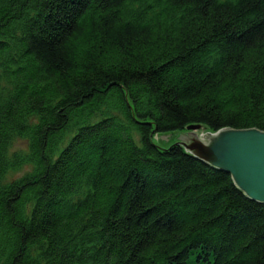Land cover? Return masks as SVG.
Here are the masks:
<instances>
[{
	"label": "trees",
	"instance_id": "trees-1",
	"mask_svg": "<svg viewBox=\"0 0 264 264\" xmlns=\"http://www.w3.org/2000/svg\"><path fill=\"white\" fill-rule=\"evenodd\" d=\"M191 124L264 131V0H0V264H264Z\"/></svg>",
	"mask_w": 264,
	"mask_h": 264
},
{
	"label": "water",
	"instance_id": "water-1",
	"mask_svg": "<svg viewBox=\"0 0 264 264\" xmlns=\"http://www.w3.org/2000/svg\"><path fill=\"white\" fill-rule=\"evenodd\" d=\"M153 140L162 148L183 145L194 156L230 173L249 198L264 203V131L223 128L213 132L191 124L183 131L157 133Z\"/></svg>",
	"mask_w": 264,
	"mask_h": 264
},
{
	"label": "rangeland",
	"instance_id": "rangeland-1",
	"mask_svg": "<svg viewBox=\"0 0 264 264\" xmlns=\"http://www.w3.org/2000/svg\"><path fill=\"white\" fill-rule=\"evenodd\" d=\"M100 115L98 114L93 118V121H97L100 119ZM175 132V131H173ZM171 133V132H170ZM134 137L136 142H140V135L138 132L134 133ZM29 153V141L25 137L21 136H15L11 142V145L9 147V156L14 157L16 155L18 156H25ZM32 170V165L29 163H24L22 166H20L17 169H11L7 172V174L4 176V178L1 180V185L13 182L22 176H24L26 173ZM195 257H191V264H208L205 260H203L201 263H198L195 261Z\"/></svg>",
	"mask_w": 264,
	"mask_h": 264
}]
</instances>
